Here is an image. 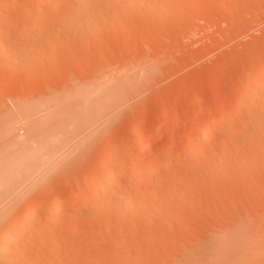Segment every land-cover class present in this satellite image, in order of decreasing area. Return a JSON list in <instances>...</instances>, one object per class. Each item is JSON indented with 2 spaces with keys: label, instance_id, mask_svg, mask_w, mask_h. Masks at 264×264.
Here are the masks:
<instances>
[{
  "label": "rangeland",
  "instance_id": "obj_1",
  "mask_svg": "<svg viewBox=\"0 0 264 264\" xmlns=\"http://www.w3.org/2000/svg\"><path fill=\"white\" fill-rule=\"evenodd\" d=\"M35 1L0 0V36L9 34L0 44V119L17 114L11 133L0 136V237L46 204L19 252L7 253L11 263L264 264V111L257 108L264 86L253 95L255 120L235 99L253 80L260 85L264 0H106L112 8L87 0L82 15L92 22L70 21L79 0H38L39 8ZM97 10L104 11L96 17ZM19 101L32 105L26 123ZM30 121H39L41 136L62 129L61 152L42 160L33 180L17 174L25 157L11 147L39 136L28 132ZM206 121V139L176 154ZM150 133L159 135L148 144ZM37 152L29 151L44 153ZM105 152L134 181L140 163L146 170L162 157L178 162L156 174L167 175L163 185L121 186L117 197L132 199L131 215L128 203L94 190L78 200ZM56 201L61 213L50 220Z\"/></svg>",
  "mask_w": 264,
  "mask_h": 264
},
{
  "label": "bare ground",
  "instance_id": "obj_2",
  "mask_svg": "<svg viewBox=\"0 0 264 264\" xmlns=\"http://www.w3.org/2000/svg\"><path fill=\"white\" fill-rule=\"evenodd\" d=\"M89 2V7L92 5V3H91V5H90V1L91 0H88ZM102 1H104V0H102ZM106 1V0H105ZM34 3H35V5H34ZM40 2L37 0V1H35V2H32V5H34V6H36L37 4L38 5H40L39 4ZM88 3H87V0L85 1V0H79V1H76L74 4H73V6H72V10L70 11V15H71V17H69L70 19H72V20H70L71 22H76V20H77V18H79L80 20H78V22H92V21H90V19H89V15H92V14H89L88 15V18H86V14L85 13H83V12H85V9L87 8V6H88ZM100 3V2H99ZM109 3V2H108ZM107 3V1L105 2V4L103 5V6H105L106 4L108 5V7H111V5L110 4H108ZM101 4V3H100ZM94 5L95 4H93L92 5V7L93 8H96V6L94 7ZM41 6V5H40ZM99 6V5H98ZM97 6V7H98ZM101 6V5H100ZM100 6H99V8H100ZM37 8H39V6H36ZM91 7V8H92ZM102 7V6H101ZM107 7V8H108ZM114 7V6H113ZM115 7H116V5H115ZM91 8H90V11H93V9L91 10ZM98 8V10H100ZM106 8V7H105ZM112 8V7H111ZM102 9V8H101ZM114 9V8H113ZM112 9V10H113ZM115 9H117V8H115ZM87 10H88V8L86 9V12H87ZM98 10L96 11L98 14H95L94 12H92V13H94L95 15H96V17H98L97 15H99L100 16V14H101V12H103L104 10H106V9H104V10H102L101 12H98ZM115 11V10H114ZM89 12V11H88ZM116 12V11H115ZM90 13V12H89ZM81 14V15H80ZM82 14H85V15H82ZM93 14V16L92 17H94L95 15ZM81 16H84L85 18V20L84 19H82V18H80ZM40 17V15H36L35 16V20H33V22L34 21H36V19H38ZM96 17H94V18H96ZM102 18L103 17H99L98 19L100 20V21H102ZM97 19V18H96ZM98 19L96 20V21H98ZM69 20V19H68ZM91 20H93V19H91ZM69 21V22H70ZM95 21V22H96ZM100 21H98V22H100ZM103 21H104V18H103ZM102 21V22H103ZM107 21V20H106ZM66 22H68V21H66ZM93 22H94V20H93ZM105 22V21H104ZM109 22V21H108ZM9 36V34H7V35H4V37L3 36H0V37H3V38H0V44H4V43H6V41L8 40V37ZM14 69V68H13ZM14 71V72H13ZM11 72H13V73H10V74H15V70H11ZM257 76V79L256 80H258L259 82H260V85H259V83H256V85H259V86H254L255 84L253 83L255 80H253L254 78H252V80H253V86H251L252 85V83H251V85H249L250 87H249V89L247 90V88H246V90H244L243 92L244 93H241L240 95L238 94V95H236L235 96V99H236V103L238 104H236L237 105V107L241 110H243L244 112H243V114L246 112L247 114H244L247 118H249V114L251 115V112H253L252 113V115L250 116V117H253V116H255L257 113H254V111L256 110L255 108L257 107H255L254 108V106H255V104H257V102H256V96L258 95V88H260L261 86H264V82H262V81H264L263 79H264V68H262L259 72H258V75H256ZM11 78V77H10ZM251 78V77H250ZM251 80V79H250ZM248 82V81H247ZM256 82V81H255ZM258 89V90H257ZM246 91V92H245ZM257 91V92H256ZM255 93H257L256 94V96L254 95ZM253 95L256 97H253ZM255 98V99H254ZM258 100H259V104L258 105H260L259 107H257L258 108V110L259 109H261V111H264V108H261V99H259V98H257ZM257 100V101H258ZM19 102H21V103H19V104H21V105H19V107H21V110H23V111H25L24 113H23V111L21 112V110H20V113L22 114V116L24 117V120H25V122H23V123H26L27 121V119H25V118H27V114L26 115H24L25 113H26V110H27V113H28V110H29V107L30 108H32V105L31 104H28V105H24V103L25 102H23V101H19ZM22 102H23V105H22ZM263 102V101H262ZM254 105V106H253ZM251 106H253V107H251ZM248 107H251L252 109L254 108V110L253 111H249L247 108ZM262 107H264L263 105H262ZM238 108H236V109H238ZM250 108V110H252ZM263 109V110H262ZM31 110V109H30ZM260 111V110H259ZM237 112H238V110H237ZM239 112H241V111H239ZM13 112H7V113H4L3 114V116L1 117V119H0V136L1 135H4V137H6L7 135H9L10 133H11V131L12 130H10L9 129V127H11L10 126V124H11V122H13V120H15L17 117H15L16 115L14 114H12ZM259 113V112H258ZM262 114H261V117L260 116H257V117H260V118H263L262 117V115L264 116V113L263 112H261ZM237 114H239V113H237ZM241 114V113H240ZM258 115H260V114H258ZM26 116V117H25ZM14 118V119H13ZM245 119V118H244ZM256 119V116H255V118H253V120H255ZM248 120V119H247ZM246 119H245V121H247ZM34 121V120H33ZM249 121H251V118H249ZM30 122H32V121H30ZM30 122L29 123H27V127H29V130H28V132H31L30 134H37L38 133V135L39 136H34L33 138V140H31L32 138H30V139H25V138H22V137H20L19 139L17 138V140H15V142H14V144H12V146L11 147H13V149H15V150H17V153L19 152L20 153V151H21V154L25 157L24 159V161H22L21 162V165L19 166V169H18V171H17V174L18 173H21V172H23V175H27L28 176V179L29 180H33V179H35L40 173H41V171L44 169V165L43 166H41V165H39V166H37L42 160H45V159H48V161L49 160H53L54 158H55V156L59 153V152H61V147H60V142H59V140L57 139V135L58 134H60L61 133V131H62V129L60 130V131H57V132H53L54 131V129H52V132H51V134H48V131H47V133L45 132V134L47 135H50L51 137H50V139H41L42 137H43V135L45 136V134H43L42 136H41V134H39L40 133V129H39V127H38V123H39V121H38V123H35V122H37V121H35V122H32L31 124H30ZM40 124V123H39ZM210 124V122H204L202 125H201V127H200V129H199V131H197V132H193V133H191V134H189V135H187V136H184L183 138H182V140H181V143H180V145L179 146H177L176 148H175V152H176V154H180V153H183L184 151H187L188 149H189V141L190 140H193V139H195V138H203V139H206V134L204 133L205 132V129L208 127V125ZM221 127V122L219 123V121L215 124V125H213L212 127H211V129L213 130V131H217V130H219V128ZM55 128V127H54ZM51 129H49V131L51 130ZM59 130V129H58ZM253 132L255 131L254 129L252 130ZM251 131V132H252ZM254 134H255V132H254ZM157 135H159V133H150L147 137H146V142L148 143V144H151L153 141H154V139L156 138V136ZM250 135V134H249ZM253 135V134H252ZM251 136V135H250ZM47 137V136H46ZM43 138H45V137H43ZM49 138V137H48ZM169 145H170V147L172 146V142L170 141L169 143H168ZM17 145V146H16ZM67 146V145H66ZM14 147H17V149L16 148H14ZM18 147H19V150H18ZM60 148V149H59ZM64 148H65V146H64ZM32 149H34V150H37L38 152L37 153H43V154H41V155H39L38 157H34V154H31V153H29V151L30 150H32ZM63 149V148H62ZM63 151V150H62ZM33 153H35V151L33 152ZM112 155L114 156V154L112 153ZM175 157L176 156H178V155H174ZM115 157H116V155H115ZM162 157V156H161ZM160 157V158H161ZM174 157V158H175ZM173 157H172V159L171 160H165V157H162L159 161H157V162H155V163H153L151 166H149L146 170L142 167L143 166V164L142 163H140L139 165H138V167L136 168V170H134L133 172H134V174H135V176H137V179L134 181L133 180V178H128L127 176L125 177V175H126V170L125 169H121V170H116L117 168L115 167L117 164H113L114 162L112 161L113 160V158H112V156H111V154L110 153H108V152H105L104 154H103V157H102V159H101V161H100V163H99V166H98V168H97V170L93 173V175H92V177H91V181H90V183H89V185L87 186V188L85 189V190H83L84 192L83 193H81V195L79 194V196H78V200H84V198H87L86 196H88V193L92 190H94L95 191V194L97 195V196H99V197H104V196H106L107 194V196H109L110 197V199L111 198H114V200L113 201H115V197H116V201L115 202H117L118 200L117 199H119V203H121V205H124V204H126V203H128V204H126L125 205V208H123V210L125 209H128L129 207V205H131L132 206V204H130V203H132V199H131V202L129 203V202H126L125 201V199H124V197L121 199V200H124V202L125 203H123L122 204V202H121V200H120V198L123 196H121L120 198H119V196L117 197V195H119V193L120 192H122L121 191V186L122 185H124V184H131L132 186H134L136 189H138V188H141L143 185H146L145 187H147V185L148 186H156V185H163L164 183H166L165 182V178L167 177V175L165 176V177H158L159 179H156V174L158 173V172H160V170L161 169H163V168H165V169H170V168H172L175 164H176V162H178V161H176V159H174ZM113 162V163H112ZM220 163V162H219ZM214 164H216V163H214ZM214 164H211V165H213V168L212 169H214V167H216V165L218 164V162H217V164L216 165H214ZM222 164V163H221ZM115 165V166H114ZM219 166V165H218ZM208 167H210V165H208ZM212 167V166H211ZM210 167V168H211ZM221 167V166H220ZM217 168V167H216ZM158 175V174H157ZM154 176H155V178H154ZM156 179V180H155ZM165 179V180H164ZM167 181V180H166ZM126 198V197H125ZM86 200V199H85ZM79 202H83V201H79ZM118 203V202H117ZM118 203V204H119ZM60 205H62L61 204V202L60 201H56L55 202V204H54V209L52 210V211H50L49 213H48V215H47V218L48 219H50V220H53V219H56V218H58L59 216H60V213H61V211H59V209H60ZM123 206H121V208H122ZM128 207V208H127ZM45 208H46V204H44V203H37V204H35V205H33V207L27 212V214H26V216H25V218H24V222L23 223H19L17 220H12L10 223H8V225L6 226V228H5V230H4V232L3 233H1V237H0V263L2 262H4V263H7V264H12L11 263V261L10 260H12V258H7L6 256H7V253H9V252H11V254H10V256H14L16 253H18L19 252V249L17 248V246H16V244H17V242L19 241V239L25 234V232L31 227V225H32V221H33V218H34V216L38 213V212H40V211H42V210H45ZM120 208V209H121ZM131 208V207H130ZM124 210V211H125ZM122 211V210H121ZM127 211V210H126ZM126 211H125V213H126ZM130 211H132L131 209L130 210H128L127 212H129L131 215H132V212H130ZM134 215V214H133ZM49 220V221H50ZM40 224V223H39ZM38 224V225H39ZM47 224V223H46ZM36 226L37 228L35 229V232H34V234H33V237H32V241L33 242H35L36 241V237H37V235L40 233V231L42 230V228L43 227H41L42 225H39V226ZM56 234V231L54 230V229H51V230H49V232H48V235L49 236H51V237H54V235ZM14 247V248H13Z\"/></svg>",
  "mask_w": 264,
  "mask_h": 264
}]
</instances>
